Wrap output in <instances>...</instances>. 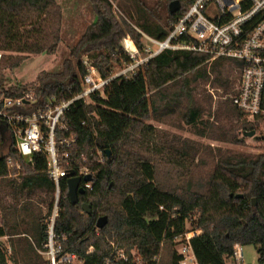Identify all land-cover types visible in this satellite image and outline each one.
I'll return each instance as SVG.
<instances>
[{
    "label": "trees",
    "instance_id": "16d2710c",
    "mask_svg": "<svg viewBox=\"0 0 264 264\" xmlns=\"http://www.w3.org/2000/svg\"><path fill=\"white\" fill-rule=\"evenodd\" d=\"M89 1L97 20L72 51L76 64L67 63L60 73L42 72L34 86L6 90L7 96L20 98L32 91L43 107L50 101L61 103L74 98L83 90L81 81L86 71L82 56L92 59L104 79L110 78L114 62L129 65L133 61L120 47L123 39L131 38L137 49L146 55L138 29L152 38L164 40L171 26L196 0ZM111 1L117 3L121 22L113 14ZM175 1L179 2V7L171 12L170 5ZM61 26L62 10L55 0H0V51L53 54L61 41ZM207 60V56L192 52L157 56L136 73L112 80L105 98L93 95L89 104L77 101L67 115V127L56 129L58 148L68 153L67 165L63 166L61 159L60 165L77 173L87 168L94 178L93 189H86L77 205H72L68 196L69 174L62 179L60 215L55 223L58 234L69 236L66 248L81 255L86 264H101L111 240L120 242L128 252L137 250L146 264H179L173 241L189 230L202 231L191 240L199 264L232 263L236 243L254 247L258 261L264 262V154L219 152L214 157V168L205 178L196 179L187 173L183 177L188 180L183 185L162 183L150 155V142L142 122L150 117L151 111L158 117L162 109H169L172 114L187 95L194 98V91L188 94L192 88L190 75H196L195 82H207L210 73L215 76L214 84L225 90L238 81L241 62L222 59L207 64ZM19 62L10 56L0 63L1 90L4 91L3 71L17 67ZM178 79L181 85L176 83ZM151 91L156 93L149 98ZM262 107L264 109V95ZM228 111L237 118L236 128L243 135L256 131L262 121L261 117L256 123L244 120L231 99ZM201 112L197 103L188 106L186 121L198 128ZM3 130L0 124V145L7 140L11 145L8 154L0 156V178L9 174L8 158L23 159L15 150L14 140ZM197 134L203 136L199 128ZM64 142L73 149H66ZM230 142L242 144L237 137ZM173 151L170 160L173 166L182 169L193 148L185 141L182 148L176 150V160ZM198 152L196 150V154ZM198 159L204 161L201 156ZM20 187L29 194H54L55 185L45 153L35 154L30 160ZM83 204L90 206V215L83 212ZM53 207L54 202L48 217ZM101 217H107L108 223L97 230ZM43 221L29 238L34 254L33 242L41 246L47 239L46 219ZM7 235L8 231L0 227V238ZM90 247H94L92 253H88ZM163 248L164 254L161 253ZM161 254L162 262H155ZM0 264H7L6 252L1 247ZM34 264H43V259Z\"/></svg>",
    "mask_w": 264,
    "mask_h": 264
},
{
    "label": "built area",
    "instance_id": "2783aa9c",
    "mask_svg": "<svg viewBox=\"0 0 264 264\" xmlns=\"http://www.w3.org/2000/svg\"><path fill=\"white\" fill-rule=\"evenodd\" d=\"M140 33L145 56L135 44V51L125 46L133 61L121 72L107 79L100 75L92 60L86 57L82 61L86 71L81 81L83 90L70 100L61 103L50 101L43 107L35 94L28 93L23 97L13 98L0 89V124L3 131L14 140L19 157L32 160L35 154L47 155L50 177L55 185L54 207L45 222L47 239L41 246L33 242L43 264H86L81 255L66 248L69 236L55 231V223L60 215L61 181L70 172L60 165L55 131L57 128L63 130L67 127V115L77 101L88 103L93 95L105 98L112 80L136 73L157 56L192 52L207 56V64L222 59H232L243 64L230 96L231 102L243 114L244 120L256 123L261 117L260 126H264V0H196L171 26L164 40ZM3 55L0 51V61ZM64 157L68 158V154ZM7 164L8 168L14 167V160L8 158ZM89 175L92 176V181L81 184L84 190L93 189V175L87 168L76 172V176L82 179ZM201 233V230H189L184 235L175 237L173 244L180 258L179 264H199L191 240ZM93 251L94 247H90L88 253ZM157 261L158 257L155 258V262ZM101 264H146V261L137 250L128 252L120 242L111 240L108 254ZM232 264H247L244 247L240 243L234 245Z\"/></svg>",
    "mask_w": 264,
    "mask_h": 264
},
{
    "label": "rangeland",
    "instance_id": "374dc122",
    "mask_svg": "<svg viewBox=\"0 0 264 264\" xmlns=\"http://www.w3.org/2000/svg\"><path fill=\"white\" fill-rule=\"evenodd\" d=\"M55 1L62 10L61 41L57 49L53 54L2 51L4 55L0 63L3 62L4 58L10 56L20 61L17 67L3 71L4 91L32 87L36 84L37 77L42 72L60 73L67 63L76 64L72 51L78 46L88 28L97 20L93 5L89 0ZM111 3L115 18L121 22L122 15L117 3L114 1H111ZM138 31L141 32L139 29ZM126 39L132 40L129 37ZM126 39L121 41L120 47L127 53L124 44ZM86 57V55L82 56L81 60L83 61ZM113 65V74L121 72L127 66L116 62ZM214 79L215 76L209 73L207 82H201L200 80L195 82L197 80L196 75H190L189 81L192 88L189 89L188 94H190V90L194 91V98L187 95V98H183V102L179 107L174 108L172 114L169 109H162V114H159L158 117V114L154 115L151 111L150 117L142 122L146 127L147 140L150 142V155L154 158L155 165L159 170L160 181L164 184L183 185L188 180L183 177L187 173H191L196 179L205 178L209 171L214 168V157L219 152L264 154V126L257 127L255 137H244L243 133L236 128L237 118L228 111L230 96L237 82L234 83L231 89L225 90L216 86ZM181 82V79H178L176 83L181 85ZM172 89L175 90L174 86ZM154 93L156 92H149L148 97L150 98ZM29 94L34 95L32 91ZM89 103H91V100H88ZM194 103H197L202 110V119L198 124V128L199 133H202L203 136L198 135V128H194L185 119L188 106H192ZM233 137L241 140L242 144L230 142ZM185 141L190 142L193 151L189 160L181 169L173 166L170 160L172 155L170 154L174 150V160H176L178 157L176 150L182 148ZM55 142L56 151L62 165L66 166L65 160L68 158L64 156L68 153L58 148L59 143L57 140ZM62 144L66 146V149H73L72 145L68 147L69 144L65 145V142ZM10 145V140H7L4 145H0V156L8 154ZM196 150H199L200 154H198L199 152L196 154ZM147 156L150 157L148 154ZM199 156L204 160L203 162L199 161ZM28 163H30L28 158L14 161V167L8 168V176L0 178V227H4L8 231L6 237L0 238V247L6 252L7 264H34V262L36 263L42 259L40 255H38L40 256L38 258L36 251L35 254L32 252L33 246L29 238L32 237L37 224L48 219L50 205L55 201L54 194L40 192L29 194V192L21 189V179L26 173ZM243 247L247 264H255L257 259L254 247ZM163 250L164 248L161 253H163ZM163 254L158 257V262H162Z\"/></svg>",
    "mask_w": 264,
    "mask_h": 264
},
{
    "label": "water",
    "instance_id": "95a60500",
    "mask_svg": "<svg viewBox=\"0 0 264 264\" xmlns=\"http://www.w3.org/2000/svg\"><path fill=\"white\" fill-rule=\"evenodd\" d=\"M179 7V2L175 1L170 5V11L174 12L178 9ZM256 132H246L244 134V137H255ZM92 181V176H87L85 178H81L76 176V172L74 170L69 172V179H68V196L70 198V201L72 205H77L79 203V196L85 194V190L81 187V184L83 182L88 183ZM256 203V200H254V204ZM82 210L85 214L90 215L91 214V209L88 204H83L82 205ZM108 223V218L107 217H101L97 221V229L101 230L103 229Z\"/></svg>",
    "mask_w": 264,
    "mask_h": 264
},
{
    "label": "bare ground",
    "instance_id": "6f19581e",
    "mask_svg": "<svg viewBox=\"0 0 264 264\" xmlns=\"http://www.w3.org/2000/svg\"><path fill=\"white\" fill-rule=\"evenodd\" d=\"M124 44H125V46H126L127 48H128V47H129V48H132L131 50H132V51H135V48H136V47H135V45L133 44L132 41H126V42H124ZM129 48H128V49H129ZM129 50H130V49H129Z\"/></svg>",
    "mask_w": 264,
    "mask_h": 264
},
{
    "label": "crops",
    "instance_id": "0c3cea01",
    "mask_svg": "<svg viewBox=\"0 0 264 264\" xmlns=\"http://www.w3.org/2000/svg\"><path fill=\"white\" fill-rule=\"evenodd\" d=\"M126 41H131V40H126ZM134 44V43H133ZM129 48V47H128ZM130 50L132 49V48H129ZM255 249V248H254ZM255 255H256V259H257V262L255 263V264H257L259 261V257H258V254H257V250L255 249ZM229 264H232L231 262L229 263Z\"/></svg>",
    "mask_w": 264,
    "mask_h": 264
}]
</instances>
